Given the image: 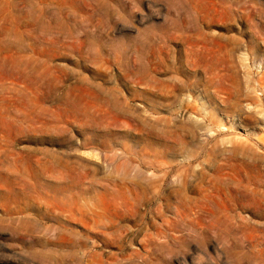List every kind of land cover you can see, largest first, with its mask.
I'll return each mask as SVG.
<instances>
[{
	"label": "rangeland",
	"instance_id": "obj_1",
	"mask_svg": "<svg viewBox=\"0 0 264 264\" xmlns=\"http://www.w3.org/2000/svg\"><path fill=\"white\" fill-rule=\"evenodd\" d=\"M94 263L264 264V0H0V264Z\"/></svg>",
	"mask_w": 264,
	"mask_h": 264
},
{
	"label": "bare ground",
	"instance_id": "obj_2",
	"mask_svg": "<svg viewBox=\"0 0 264 264\" xmlns=\"http://www.w3.org/2000/svg\"><path fill=\"white\" fill-rule=\"evenodd\" d=\"M174 86H172L173 87V89H172V87L170 88V89H172L171 90V96H173V95H175V99H178V98H180V95H184V93H188L189 91H191V89L188 87V85H186L185 84V82H183L182 81V83H178V82H175L174 84H173ZM168 92H169V89H168ZM169 94V93H168ZM170 96V97H171ZM191 98H193L194 96H190ZM181 99V98H180ZM180 101V100H179ZM189 107H191L190 105H189ZM192 108V110H194L195 108L194 107H191ZM194 112V111H193ZM160 166V165H159ZM164 166V165H163ZM165 168H166V170H167V172H165L166 174L164 175V176H162V177H164V179H166V178H168L169 176H170V173L171 172H174V168L170 165V166H168V165H166L165 166ZM154 173V172H153ZM181 175V174H180ZM176 177H179V176H176ZM181 177V176H180ZM179 177V178H180ZM151 179V178H150ZM163 179V180H164ZM161 180V179H160ZM160 180H158L159 182H160ZM163 180H162V183H163ZM183 180V179H182ZM155 182H157V180L155 181ZM158 192V191H157ZM156 192V193H157ZM41 245V244H40ZM40 262V261H39ZM90 262V261H89ZM93 263V262H92ZM95 264V263H94Z\"/></svg>",
	"mask_w": 264,
	"mask_h": 264
}]
</instances>
